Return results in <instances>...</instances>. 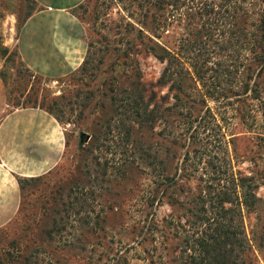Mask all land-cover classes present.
Returning <instances> with one entry per match:
<instances>
[{
	"label": "rangeland",
	"instance_id": "rangeland-1",
	"mask_svg": "<svg viewBox=\"0 0 264 264\" xmlns=\"http://www.w3.org/2000/svg\"><path fill=\"white\" fill-rule=\"evenodd\" d=\"M144 1L83 0L73 13L84 28L87 49L89 46L86 57L72 74L44 78L21 62L16 48L20 28L27 14L37 10V4L33 0H0V121L7 113L32 108L37 102L38 108L45 105L57 109L54 114L61 118L60 124L67 135L66 151L59 164L39 180L22 181L19 211L0 227V254L13 251L14 246L26 252L44 247L40 257L48 264H180L172 261L180 254L192 219L183 218L178 227L175 219L183 215L182 210L173 209L163 198L152 206L159 179L125 153L130 147H124L121 138H125L128 128L138 129V124L125 121L124 109L117 110V105L125 103L117 100L124 97L126 90H145L146 102L153 94L156 96L150 108H171L166 119L159 120L154 128L143 127L135 138L152 149L163 147L165 150L167 144L172 154L177 149L172 139L183 132L179 113L187 112L181 107L189 105H177L175 92L169 90L171 82L160 85L166 63L151 52L154 43L150 39L159 44L169 43L174 52L182 53V60L186 62L191 61L187 57L193 54L186 52L189 47L185 46L198 40L196 31L200 30L204 37L199 44H206L200 59L208 60L209 67L218 66L219 70L222 66L234 65L238 19L229 17L238 8V0H182L178 11L169 9L166 14L167 19L175 18L176 22L166 28L160 40L144 26L150 16ZM199 8L215 11L210 16L194 15L203 13ZM184 67L189 71L185 75V87L191 86L190 95L201 101L205 88L194 77L189 63ZM215 75L214 71L210 72L209 84ZM224 76L222 87L232 86L235 90L236 75ZM205 98L207 105L202 111L203 115L207 113L208 123L202 124L195 139L189 140L193 152L189 161L191 178L185 182L193 190L206 189V184L214 179L223 184L221 179L232 171L233 163L235 171L248 176L254 174L260 180L264 161L259 159V145H264V141L260 142L257 136L264 133V104L255 115L257 127L252 129L248 126L251 124H241L238 116L234 119L235 105H227L223 98ZM192 107L196 115L203 105L195 103ZM83 133L89 139L82 143ZM93 159L102 165L108 163L107 176L96 182L85 167ZM210 163L221 170V176H214ZM176 164L170 165V172H174ZM77 186L87 194L84 196L88 199L87 210L92 220L95 222L97 215L105 218L101 229H89L93 225L80 228L83 216L77 217L79 220L74 217L71 218L74 228L64 233L61 242L43 244L42 231L50 224L51 216L68 191ZM256 193L257 209L245 214V224L253 248L251 259L254 264H264V185ZM149 227L153 230L148 235ZM65 241L74 245L66 247Z\"/></svg>",
	"mask_w": 264,
	"mask_h": 264
},
{
	"label": "trees",
	"instance_id": "trees-1",
	"mask_svg": "<svg viewBox=\"0 0 264 264\" xmlns=\"http://www.w3.org/2000/svg\"><path fill=\"white\" fill-rule=\"evenodd\" d=\"M33 1L36 3L35 0ZM144 2L148 8L147 16L150 15L148 17L149 20L146 21L147 23H144V26L146 30L148 29L149 34L160 40L162 38L161 34L167 30L166 28L173 24V22H176L175 18L172 20L167 19L166 14L171 9L172 11H178L182 5V0H145ZM225 8L228 12L227 4ZM198 10H202L203 13L196 12L194 15L198 14L201 17L210 16L215 11L214 8H199ZM234 12L229 18L238 19L236 61H233L234 65H228L226 67H221L219 64L222 70H219L218 66L217 68L209 67L211 62L206 59H200V52L203 48H206V44H201L202 47L199 44L201 42L200 40L204 37V34L200 30L196 31L198 40L196 39L190 45L187 44L185 46V48L189 47L186 52L193 54L191 57H187L191 61L186 62L181 57L182 53L179 51V53L174 52L169 43L164 45L161 42L159 44L150 39L154 43L150 49L151 52L159 61L166 63V67L159 80L160 85L165 86L171 82L172 84L169 90L175 92L174 99L177 105H189H182L184 107H181L182 109L185 108L187 112L183 113L181 111L182 113H179L181 118L179 121L181 124L180 127L183 132L177 138L172 139L174 140V146H177V149L172 154L170 153L171 146L167 144H165L166 146L164 145L165 150L163 147L152 149L151 147H145L140 139L135 138L136 134L143 127L154 128L159 120L166 119L167 110H171V108H167L166 110H160L158 106L150 108L156 96L153 94L146 102L145 90H126L123 92L124 97L117 100L121 104H126L117 105L119 107L117 110L124 109L122 115L127 118L125 121L130 120L133 124H138V129L134 127L128 128L125 138H121L123 139L121 143L124 147H130L125 150V153L129 154L128 156L129 158H133L132 160L139 161V165L149 169L159 179L152 206L156 200H162L163 198L164 200L167 199V203L173 209L177 208L182 210L183 215L181 217L178 216L176 219H172L173 222L174 219L178 221V227L181 226L180 224L183 218L187 217V220L192 219V221H189V230L185 231L186 235H184L182 241L180 254L178 258H173V263L254 264V261L251 259L253 248L247 236L245 214L247 212H254L257 209L259 198L256 191L261 184L264 185V170L261 171L260 180H257L254 174L248 176L240 171H235L236 169L233 163L232 171L229 170L225 177L221 179L223 184H221L219 179H214L213 182L206 184V189L193 190L185 182L191 178L189 161L193 152L192 144L189 143V140L192 141L195 139L196 133H198L201 125L208 123L206 120L207 113L203 115L202 111L205 107L204 105H207L205 97L215 100L223 98L227 101V105H235L234 119L238 116L241 124H251L248 126L252 129L257 127V118L255 115L260 111L261 105L264 104V0H238V8ZM33 13L30 11L25 19L30 18ZM190 17L191 19L193 18L192 16ZM195 19L196 17L193 20ZM232 34L235 35L236 33ZM224 49L226 50L227 47H224ZM21 62L25 65L22 60ZM186 63H189L194 77L205 88L206 94L201 96V101L193 99L192 95H190L188 88H191V86H188V88L185 87L187 81L185 75L189 72L184 67ZM213 71L216 75L212 83L209 84L207 81L210 78L208 79V77H210V72ZM235 75V90L232 86L230 88L222 87L223 76L231 77ZM216 95L218 97H215ZM195 103L203 105L196 115L192 113L194 109L192 104L195 105ZM34 104L36 106L32 108H38L37 102ZM39 107L53 115L60 123L61 118L54 114L55 110H57L56 108H53V106L46 108L45 105ZM108 131L110 133L112 132L111 125H109ZM257 137L260 142L264 141V133L258 134ZM259 147V159L263 162L264 145L260 143ZM95 159L85 167L89 177H94L96 182L107 176L108 163L106 162L105 165H102L98 159L96 161ZM171 161L177 162L173 170L174 172H170L168 169L173 163ZM209 168L214 171V176L219 177L222 175L221 170H217L214 163H210ZM122 173L126 175L124 170ZM257 175H260V172H257ZM40 178L42 177L32 178L30 180H39ZM25 180L28 179L19 181L21 193V183ZM217 181H219L218 184ZM91 193L94 194V192ZM84 195L87 194L82 192L78 186L76 189L72 187L68 191L60 207L51 216L50 224H47L42 231L43 244L48 243L53 245L61 242L64 233L74 228L71 225L74 217L77 219V217L83 216L80 219V228H89L90 225H93L94 227L89 229H101V223L105 221V218L101 219V215H97L96 221L94 222L92 220V216L87 210L89 207L88 199ZM152 230L153 227L148 228V235ZM63 244L66 247H72L74 245L70 241H65ZM11 248H13V251L7 250L0 254V264H48L40 257V252L44 251V247H41L44 249L38 247L35 251L31 252L22 250V247L15 248L14 246Z\"/></svg>",
	"mask_w": 264,
	"mask_h": 264
},
{
	"label": "crops",
	"instance_id": "crops-1",
	"mask_svg": "<svg viewBox=\"0 0 264 264\" xmlns=\"http://www.w3.org/2000/svg\"><path fill=\"white\" fill-rule=\"evenodd\" d=\"M37 10L20 28L17 50L35 74L59 78L75 72L87 54L84 28L73 10L83 0H35ZM40 108H18L0 121V227L21 205L19 181L43 177L62 160L67 137Z\"/></svg>",
	"mask_w": 264,
	"mask_h": 264
},
{
	"label": "water",
	"instance_id": "water-1",
	"mask_svg": "<svg viewBox=\"0 0 264 264\" xmlns=\"http://www.w3.org/2000/svg\"><path fill=\"white\" fill-rule=\"evenodd\" d=\"M88 137H89V135L83 133L80 138L82 139V141H85V140L89 139Z\"/></svg>",
	"mask_w": 264,
	"mask_h": 264
}]
</instances>
